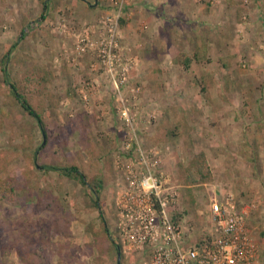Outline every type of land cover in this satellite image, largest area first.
I'll return each instance as SVG.
<instances>
[{
    "label": "rangeland",
    "instance_id": "obj_1",
    "mask_svg": "<svg viewBox=\"0 0 264 264\" xmlns=\"http://www.w3.org/2000/svg\"><path fill=\"white\" fill-rule=\"evenodd\" d=\"M44 1L0 0V177L12 179L18 188L15 202L0 203V264H117L113 230L121 181L116 162L123 148L137 144L166 153L164 169L179 187V216L185 225H193L198 233L210 229L211 195L219 199L232 195L238 205L257 202L258 209L250 218L251 232L264 238V197L259 204L256 199L260 190L251 193L249 187L243 190L234 185V172H229L233 155L215 153L218 148L238 146L232 116L244 120L247 134H255L246 139L251 150L257 142L264 146V0H233L225 16L234 24L221 32L233 30L231 40L237 48L223 51L229 54L224 58L216 56L219 53L208 57L199 52V62L192 59L188 68L179 62V52L165 69L151 71L154 63L149 62L147 68V41L141 28L146 21L131 23L138 37L135 44L124 43L121 30H127V24H121V54L112 75L97 56L80 55L75 47L76 36L89 33L98 39L102 26L99 34L85 31L68 19L65 10H43ZM197 1L198 8L206 6L205 13L215 17V5L224 0ZM105 14L97 15V24ZM181 27L197 28L198 37L205 38L201 18L198 26ZM213 27L210 32L216 31L223 39L225 34L218 31L224 27ZM167 28L179 32L175 26ZM163 44L166 47V41ZM80 59H85L82 67ZM194 62L198 66L193 67ZM4 69L17 84L35 75L44 80L41 93L26 95L43 116L48 141L44 142L34 119L17 104ZM101 72L106 87L98 89L92 76ZM37 150L40 169L33 161ZM201 152L208 157L213 180L187 186L182 167ZM257 152L258 164L237 163L247 185L256 182L253 188L259 186L258 178L264 187V165L259 164L264 163V155ZM50 165L78 168L88 185L75 173L69 177L44 168ZM97 182L102 183L99 195L94 192ZM246 193L245 200L240 199ZM26 228L31 230L30 243L22 235ZM122 254L121 264H141L140 256Z\"/></svg>",
    "mask_w": 264,
    "mask_h": 264
},
{
    "label": "built area",
    "instance_id": "obj_2",
    "mask_svg": "<svg viewBox=\"0 0 264 264\" xmlns=\"http://www.w3.org/2000/svg\"><path fill=\"white\" fill-rule=\"evenodd\" d=\"M133 1L108 0L111 10L99 23L103 34L98 39L89 33L76 36L77 52L97 56L111 75L121 54L124 10ZM122 114L130 122L127 110ZM121 154L116 162L121 183L115 196L113 240L124 255L140 256L141 264H264V249L249 226L258 209L255 202L240 206L232 195L219 199L212 194L211 228L198 233L179 216V187L164 169L166 153L137 144L127 145Z\"/></svg>",
    "mask_w": 264,
    "mask_h": 264
},
{
    "label": "crops",
    "instance_id": "obj_3",
    "mask_svg": "<svg viewBox=\"0 0 264 264\" xmlns=\"http://www.w3.org/2000/svg\"><path fill=\"white\" fill-rule=\"evenodd\" d=\"M233 3V0H224L222 4L220 5L219 3L216 4V8L218 10V15L217 16H212L213 14H206L205 7L200 5L198 8V1L197 0H162L159 2H155L154 0H134L133 3L127 7L124 10V16L122 18L121 24L126 25V29L121 30L124 38V43L128 44H135L137 40V34L134 33L133 28H131V23H134L135 21H146L145 23H142V36L146 39L147 41V52H146V58L148 59L147 61V68L149 65V62L154 63V66H152L151 71L156 70L158 68H163L165 69L169 59H174L177 58V53L181 52L182 54H186L189 56L191 59L198 61V55L199 52L203 53V56H214L216 55L215 53H219L216 56L225 57L229 56V54H223V51L229 52L233 51L236 47L235 41L231 40V35H233V30L231 33H228L226 31L225 33H222L227 26H231L234 23H231L230 20L225 16L228 15L227 10L229 9V4ZM58 6H54V5ZM42 8L45 11H49L51 13L53 10L54 11H61L65 10L68 15H69V20L72 21V23H75L77 26H83V29L85 28V31H91L92 34H99V24H97L98 19H100L97 15L99 13H107V11L111 10L109 6L108 0H45L44 3L42 4ZM219 5V6H218ZM199 10V11H198ZM163 11V13L166 14L165 18L160 16ZM98 17V18H97ZM163 18V19H162ZM198 18H201V21H203V24L205 25L204 28H202V34L205 36V38L201 39L198 37V30L197 28L194 30L188 28V29H182L181 25L183 26H188L192 27L193 25L198 26ZM233 19V18H232ZM157 20V22H156ZM170 21L174 23V25L170 24ZM159 26L156 30L152 27ZM213 25H218V26H223L224 28L220 29L218 32L220 35L225 34V37L223 39H219L217 36V32H210L211 28H214ZM175 26L176 28L179 29V32H177V29L175 28H167V27H172ZM209 26V27H207ZM150 27V28H149ZM167 29V31H166ZM125 30V33H124ZM201 32V31H199ZM213 36H216L217 38L212 39ZM67 40L69 39V36L66 38ZM49 40V39H48ZM51 40V39H50ZM71 40V38L69 39ZM171 40V42H170ZM166 41V47L164 46L163 42ZM176 41V42H175ZM163 44V45H162ZM237 48V47H236ZM159 53L156 56H154V53ZM238 52V49L236 50ZM222 53V54H221ZM235 55V54H233ZM264 56V52H263ZM85 59H80V67H82L81 63ZM88 61V65L90 63L89 58L86 59ZM156 61V62H155ZM92 62V61H91ZM194 62V66H198V63ZM166 70L163 71L165 73ZM60 75L61 73L58 72ZM134 74H137L134 73ZM65 75L63 74L60 76L62 79ZM94 79V83L97 84V88H105V81L107 80L103 73L101 72L99 76L93 75L92 76ZM230 122L232 123L231 128L234 129L233 134L237 136L238 140V146L240 147H231L230 149H217L215 152L216 154L222 155V154H230L233 155L231 161L233 160L232 163H230V168L229 172H234L236 182L234 185L238 187H242L245 190L251 188L250 192L252 193V190H260V195H257L258 199V204L261 203V196L262 198L264 197V187L261 186V182L259 181L258 178V184L257 188H253L254 186L256 187V182L254 181L255 184H248L247 181H244L243 178V173L242 169L238 166L239 163H247L242 155H247L250 160H254L251 158H259L255 155L257 150L260 151L261 155H264V146L259 145L257 142L252 148V150L249 148V146L246 144V139L249 137L252 138L256 137L255 134H247L244 120L243 119H236L235 116L230 117ZM242 126H240V124ZM240 128V131H235V129ZM264 131V130H263ZM238 133V134H237ZM109 134V132H108ZM254 135V137H253ZM262 135L259 134V136ZM249 140V139H248ZM252 144V143H251ZM254 148L256 149L255 151ZM252 154L254 156L252 157ZM239 155L241 157H239ZM217 158H214L213 160L216 161ZM221 159V156L219 157ZM237 161H236V160ZM249 162V161H248ZM249 162L248 164H250ZM259 164L264 165L263 162H260ZM228 165V164H227ZM240 165V164H239ZM252 163L249 165L251 167ZM244 166V164L242 165ZM264 169V167L262 166ZM254 171V169H253ZM242 172V173H241ZM234 183V182H233ZM243 189V190H244ZM237 190V189H236ZM238 191V190H237ZM245 196L247 197L248 194L240 196V199H244ZM245 200V199H244ZM250 202H255L256 201H250ZM247 203V202H246ZM244 202L240 204V206H243ZM257 210L253 211L251 214L252 218L253 214L256 213ZM252 221L249 219V226L251 230L254 229L252 226ZM252 236L253 239L261 246V248H264L261 244L264 243V238L258 235H254L253 232Z\"/></svg>",
    "mask_w": 264,
    "mask_h": 264
},
{
    "label": "trees",
    "instance_id": "obj_4",
    "mask_svg": "<svg viewBox=\"0 0 264 264\" xmlns=\"http://www.w3.org/2000/svg\"><path fill=\"white\" fill-rule=\"evenodd\" d=\"M191 61L192 59L186 54H180L179 62L183 66L188 68L190 64L192 63ZM4 73L6 75L5 82L10 87V91L14 99L16 100L17 104L20 105V107L28 114V116L34 119L40 132L44 135V142H46L47 130H46V125H45L43 116L34 107V105L29 101L26 95V93H30V94L41 93L43 91L42 87H43L44 80L38 77L37 75H35L33 77H26L22 79L21 82H19V84H17V83L11 82V80L8 78L6 69H4ZM173 135H175V133ZM37 154H38V150L33 156V161L36 167L40 169L42 167H39L38 162L36 161ZM251 159H254V160H250V158H248L247 161L249 162L251 161L254 164H258V161L255 160V158H251ZM44 168L49 171L52 170V171L61 172V174L65 176H69V177L72 176L73 173H75L76 177L81 180L83 185H88L85 175L80 173L79 169L76 167L59 168L54 165L53 166L50 165ZM182 169L183 170L181 172L183 175V182L187 186H196L200 184H205L213 180L210 163H209L207 155L204 152L199 153L194 159L190 161V163H188V165H184ZM100 187H102V183L97 182L95 189H94V192L97 195H99ZM17 194H18V188H17L16 182L10 178H5L4 176L0 177V203L15 202L17 199ZM104 224H105V221L103 222V225ZM30 232L31 230L29 228L22 230V235L29 238V241L25 239V242L27 241L28 243H30V238H31L29 237ZM15 247L18 253L20 254V256L23 258L24 256H23L22 250L18 247V245ZM116 249L123 256L119 247H116Z\"/></svg>",
    "mask_w": 264,
    "mask_h": 264
},
{
    "label": "water",
    "instance_id": "obj_5",
    "mask_svg": "<svg viewBox=\"0 0 264 264\" xmlns=\"http://www.w3.org/2000/svg\"><path fill=\"white\" fill-rule=\"evenodd\" d=\"M121 258H122V255L120 252H118V262L117 264H121Z\"/></svg>",
    "mask_w": 264,
    "mask_h": 264
}]
</instances>
